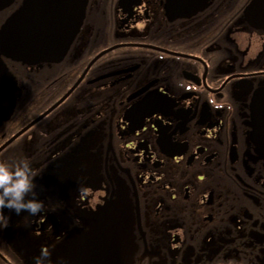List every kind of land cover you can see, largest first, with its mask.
I'll return each instance as SVG.
<instances>
[{"label":"flooded vegetation","instance_id":"obj_1","mask_svg":"<svg viewBox=\"0 0 264 264\" xmlns=\"http://www.w3.org/2000/svg\"><path fill=\"white\" fill-rule=\"evenodd\" d=\"M2 59L23 93L0 161L30 162L45 207L3 209L0 264L42 246L69 264H264V0H88L60 62Z\"/></svg>","mask_w":264,"mask_h":264},{"label":"water","instance_id":"obj_2","mask_svg":"<svg viewBox=\"0 0 264 264\" xmlns=\"http://www.w3.org/2000/svg\"><path fill=\"white\" fill-rule=\"evenodd\" d=\"M7 1L9 0H0V8L6 5ZM87 1L26 0L24 6L8 19L6 30L2 31V51L24 63L60 59L78 32ZM27 26L37 30H13ZM8 90L16 92V88L8 87ZM12 101L13 98L10 102ZM5 102L7 98L0 97V106ZM4 111H0V117ZM251 111L254 139L264 151V90L254 97Z\"/></svg>","mask_w":264,"mask_h":264},{"label":"clouds","instance_id":"obj_3","mask_svg":"<svg viewBox=\"0 0 264 264\" xmlns=\"http://www.w3.org/2000/svg\"><path fill=\"white\" fill-rule=\"evenodd\" d=\"M36 175L26 159L12 165L0 161V228H6L9 223V218L3 213L5 208L14 210L17 214L27 211L33 216L44 212V202L37 199L35 191ZM51 256L52 252L42 246L32 264H69V260L64 257L54 262Z\"/></svg>","mask_w":264,"mask_h":264}]
</instances>
